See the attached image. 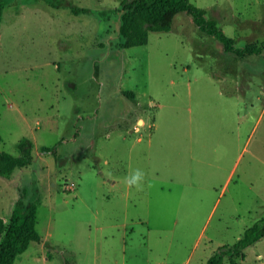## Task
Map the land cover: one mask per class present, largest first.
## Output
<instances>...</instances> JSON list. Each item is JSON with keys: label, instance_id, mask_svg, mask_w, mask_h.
I'll use <instances>...</instances> for the list:
<instances>
[{"label": "rangeland", "instance_id": "obj_1", "mask_svg": "<svg viewBox=\"0 0 264 264\" xmlns=\"http://www.w3.org/2000/svg\"><path fill=\"white\" fill-rule=\"evenodd\" d=\"M51 1L8 0L0 22V149L35 143L0 175V216L20 185L43 238L14 264H206L264 216V52L185 11L121 47L123 0ZM191 1L237 47L264 41V0ZM245 252L264 264V237Z\"/></svg>", "mask_w": 264, "mask_h": 264}, {"label": "trees", "instance_id": "obj_2", "mask_svg": "<svg viewBox=\"0 0 264 264\" xmlns=\"http://www.w3.org/2000/svg\"><path fill=\"white\" fill-rule=\"evenodd\" d=\"M51 5L54 2L46 0ZM8 0H0V22L3 19ZM56 6V5H55ZM75 12L84 11L73 7ZM185 11L204 32L219 38L227 51L239 56L261 54V44L248 42L237 47L233 37L225 33L216 18L209 16L206 8L191 0H123L119 35L121 47L145 45L149 42L150 32L169 31L173 27L176 14ZM1 141V138H0ZM18 154L0 149V175L11 178L17 168H24L34 161L35 143L30 137H23L17 144ZM43 151H49L47 147ZM19 194L12 199L9 210L0 216V264H14L20 254L25 252L32 242H42L37 229L38 199L27 198L25 190L18 185ZM264 237V216L247 227L242 236L232 245H225L208 259L206 264H223L226 256L231 264L238 258H245L246 249Z\"/></svg>", "mask_w": 264, "mask_h": 264}, {"label": "clouds", "instance_id": "obj_3", "mask_svg": "<svg viewBox=\"0 0 264 264\" xmlns=\"http://www.w3.org/2000/svg\"><path fill=\"white\" fill-rule=\"evenodd\" d=\"M143 180V172L140 169H136L129 178H126V184L128 186H141V181Z\"/></svg>", "mask_w": 264, "mask_h": 264}, {"label": "water", "instance_id": "obj_4", "mask_svg": "<svg viewBox=\"0 0 264 264\" xmlns=\"http://www.w3.org/2000/svg\"><path fill=\"white\" fill-rule=\"evenodd\" d=\"M139 121L142 122V119H140Z\"/></svg>", "mask_w": 264, "mask_h": 264}, {"label": "crops", "instance_id": "obj_5", "mask_svg": "<svg viewBox=\"0 0 264 264\" xmlns=\"http://www.w3.org/2000/svg\"><path fill=\"white\" fill-rule=\"evenodd\" d=\"M145 121V120H144ZM146 122V121H145Z\"/></svg>", "mask_w": 264, "mask_h": 264}]
</instances>
